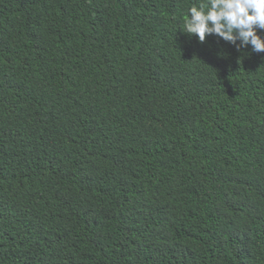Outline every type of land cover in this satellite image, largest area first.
<instances>
[{"label": "trees", "instance_id": "obj_1", "mask_svg": "<svg viewBox=\"0 0 264 264\" xmlns=\"http://www.w3.org/2000/svg\"><path fill=\"white\" fill-rule=\"evenodd\" d=\"M202 2L0 0V264H264V52Z\"/></svg>", "mask_w": 264, "mask_h": 264}, {"label": "clouds", "instance_id": "obj_2", "mask_svg": "<svg viewBox=\"0 0 264 264\" xmlns=\"http://www.w3.org/2000/svg\"><path fill=\"white\" fill-rule=\"evenodd\" d=\"M183 29L200 43L215 35L238 51L251 46L253 52H264L259 34L264 30V0H203L189 9Z\"/></svg>", "mask_w": 264, "mask_h": 264}]
</instances>
